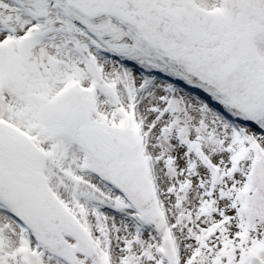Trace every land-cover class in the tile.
Listing matches in <instances>:
<instances>
[{"label":"snow or ice","instance_id":"snow-or-ice-1","mask_svg":"<svg viewBox=\"0 0 264 264\" xmlns=\"http://www.w3.org/2000/svg\"><path fill=\"white\" fill-rule=\"evenodd\" d=\"M0 264H264V0H0Z\"/></svg>","mask_w":264,"mask_h":264}]
</instances>
